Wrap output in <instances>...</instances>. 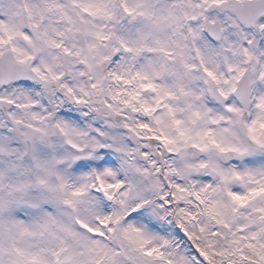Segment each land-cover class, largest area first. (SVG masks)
<instances>
[{"label": "snow or ice", "instance_id": "snow-or-ice-1", "mask_svg": "<svg viewBox=\"0 0 264 264\" xmlns=\"http://www.w3.org/2000/svg\"><path fill=\"white\" fill-rule=\"evenodd\" d=\"M0 264H264V0H0Z\"/></svg>", "mask_w": 264, "mask_h": 264}]
</instances>
